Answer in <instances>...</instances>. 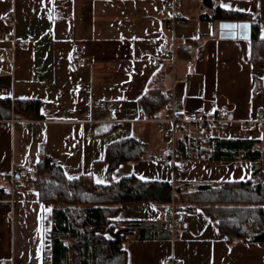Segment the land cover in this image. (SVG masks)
<instances>
[{
    "label": "crops",
    "instance_id": "crops-1",
    "mask_svg": "<svg viewBox=\"0 0 264 264\" xmlns=\"http://www.w3.org/2000/svg\"><path fill=\"white\" fill-rule=\"evenodd\" d=\"M167 0H0V98L35 99L42 117L0 118V175L36 168L45 157L60 164L69 178L91 175L109 184L136 175L172 183L169 207L145 201L120 204L118 227L133 230L123 246L126 264H264V241L228 236L208 209L221 204L192 203L199 184L220 186L253 178L249 160L179 158L184 171L174 172L155 114L173 102L197 139L252 138L262 150L264 172V64L253 63L251 38L221 37L216 7L248 13L264 39V0H180L186 23L176 30L177 57L164 59L171 43L164 7ZM14 12L12 20L5 16ZM89 60L75 71L68 55ZM264 53V50H263ZM164 103L153 112L143 99ZM115 102L100 106L95 100ZM228 105L233 121L206 131L192 121L198 108L215 112ZM182 126L179 135H182ZM139 140L140 159L111 167L110 146ZM262 180L264 174L255 177ZM0 198V264H53V204L43 201L30 180H20ZM181 186L183 207L175 194ZM180 195V194H178ZM185 212V224L167 227L172 203Z\"/></svg>",
    "mask_w": 264,
    "mask_h": 264
},
{
    "label": "trees",
    "instance_id": "trees-1",
    "mask_svg": "<svg viewBox=\"0 0 264 264\" xmlns=\"http://www.w3.org/2000/svg\"><path fill=\"white\" fill-rule=\"evenodd\" d=\"M211 19L249 21L248 13L216 7ZM253 63L264 64V39L259 26L252 23ZM164 100L144 98V109L157 111ZM42 117L40 102L35 99L0 98V118ZM195 124V123H194ZM196 125V124H195ZM197 126V125H196ZM182 135L176 141V166L179 158L216 160H249L253 162V178L228 181L220 186L199 184V194L189 198L192 203L206 202L224 206L208 209L219 220L220 228L230 237L264 241V183L255 177L263 175L262 150L252 138L210 137L197 139L188 124L182 126ZM142 143L136 138L117 142L108 149L111 167L118 161L140 159ZM30 183L39 191L43 201L53 204V264H126L125 239L131 227H118L115 215L120 204L145 200L169 207L173 198L172 183L145 180L136 175L123 177L109 184L97 183L91 175L69 178L60 164L45 156L34 169ZM175 200L183 207L184 193L176 188ZM10 194L0 186V197Z\"/></svg>",
    "mask_w": 264,
    "mask_h": 264
},
{
    "label": "built area",
    "instance_id": "built-area-1",
    "mask_svg": "<svg viewBox=\"0 0 264 264\" xmlns=\"http://www.w3.org/2000/svg\"><path fill=\"white\" fill-rule=\"evenodd\" d=\"M164 10L167 14V24L171 33V43L164 44L162 48L164 57H159L156 61L160 63L167 58L173 63L177 57L176 30L179 26H182L186 23V18L180 12V0H167ZM13 18L14 12H11L5 16L6 20H12ZM10 53L11 51L8 50L7 54L1 55L0 61L5 62L8 60ZM68 62L71 68L75 71L86 67L89 64L88 58L80 51H74L69 54ZM95 102L100 106H109L110 108H113L116 105L115 102H106L100 99L95 100ZM167 110V112L159 111L155 114L157 128L162 132L164 138L169 142L168 147L163 150L162 157L172 160L174 172H181L184 171V167L176 166V141L181 130V126L187 120L177 113L173 102H170L167 105ZM233 120L234 119L232 117L230 107L228 105H223L215 112H208L203 107L198 108L195 112V116L189 121H192L197 125V127L201 129L211 131L220 127H224ZM262 121H264V111L259 113L257 119L244 120L243 122L254 123ZM34 171V168L23 167L16 172L1 174L0 181L8 183L12 188H14L15 184L20 180L30 179L34 174ZM185 220V212H180L175 202H173L167 217V227L170 230L175 231L179 226L185 224ZM165 262L166 264H180L179 260H175L173 258H167Z\"/></svg>",
    "mask_w": 264,
    "mask_h": 264
},
{
    "label": "water",
    "instance_id": "water-1",
    "mask_svg": "<svg viewBox=\"0 0 264 264\" xmlns=\"http://www.w3.org/2000/svg\"><path fill=\"white\" fill-rule=\"evenodd\" d=\"M252 22L251 21H236L222 20L220 21V36L221 37H240L251 38Z\"/></svg>",
    "mask_w": 264,
    "mask_h": 264
}]
</instances>
